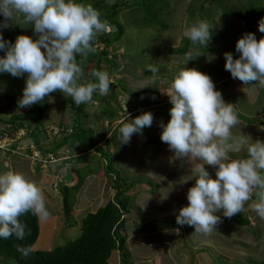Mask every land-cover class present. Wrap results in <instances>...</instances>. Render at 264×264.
Masks as SVG:
<instances>
[{
  "label": "clouds",
  "instance_id": "1",
  "mask_svg": "<svg viewBox=\"0 0 264 264\" xmlns=\"http://www.w3.org/2000/svg\"><path fill=\"white\" fill-rule=\"evenodd\" d=\"M0 16L4 18L0 29L18 22L30 25L37 37L19 35L11 44L0 35V51L4 52L0 73L13 77L27 74L19 108L39 104L54 92L70 96L77 105L91 103L96 92L108 95L111 80L107 71L93 70L94 80L83 79L81 65L95 51L93 41L98 34L112 30L91 4L77 0H0ZM210 28L206 21L197 20L185 28L183 35L192 45L207 46ZM258 30L264 33V18L259 21ZM235 47L239 58L224 53L225 70L244 85L264 89V37L257 40L254 33H245ZM147 70L152 76L159 71L152 64ZM170 87V120L166 125L160 123V139L176 159L191 162L195 178V185L186 194L188 204L179 210L176 223L210 235L222 222L217 213L230 219L241 213L250 200L253 210L264 220V141L253 142L241 131L233 133L239 124L238 112L215 90L209 75L184 67L174 75ZM153 119L151 112L134 119L127 114L119 128L120 144H129L134 134L142 135L145 127L152 126ZM242 150L247 153L244 158L230 155ZM54 153L51 154L56 156ZM206 165L216 169L215 179ZM29 212L40 220L49 219L41 188L22 172L0 173V238L14 236L24 240L30 230L20 218ZM16 250L27 258L33 248L17 244Z\"/></svg>",
  "mask_w": 264,
  "mask_h": 264
},
{
  "label": "rangeland",
  "instance_id": "2",
  "mask_svg": "<svg viewBox=\"0 0 264 264\" xmlns=\"http://www.w3.org/2000/svg\"><path fill=\"white\" fill-rule=\"evenodd\" d=\"M249 1L77 0V2L91 4L100 11L102 20L108 21L110 25L117 29V31L115 30L116 32L109 33L111 36H107L108 39L114 41V47H107L106 49L109 53L108 57H115L119 66L113 67L111 63H107L106 66L103 64L102 67L95 69L109 73L111 84L108 95L101 96L98 92L94 93L92 102L83 104L84 108H81L78 119L80 126L78 134H68L67 130L71 131L72 125L75 129V115L74 111H71L72 105H70L73 99L70 96H64L61 92H54L49 97H45V100L39 104H35L30 108H19L18 101L22 98L27 74L21 77H13L8 73H0V135L4 131L8 133L13 131L11 126L15 125L16 118L24 114V116L20 117V119L24 120L20 122L24 124L23 129L27 137L19 141L22 152L27 153L25 148L28 147L23 148V145L32 144H38L43 151L52 149L53 152L59 153L68 149L65 155L68 157L72 156L74 160L69 162L64 160L62 162V167L60 168L63 178L70 180L73 177L72 171H74L75 175L79 176V179L86 184L89 181L93 182L94 178L98 179L104 176L105 181L104 179L102 180L104 181V187L101 190V194L103 195L102 200H106L107 194L113 186L115 173L121 177L136 180L140 176L138 174L140 172L139 169L145 170L141 165L146 163L145 160L147 158L155 156L156 158H163L166 156L162 152L167 144L160 139L162 129L159 125L161 122L166 125L170 120L169 110L172 105L168 94L171 92L170 86L173 77L181 68H194L209 75L215 85V90L221 92L222 98L226 103L235 105L238 117L244 121L247 122V118L252 115L253 117H264V114L263 116L261 115V112L264 111V103L262 104L264 102V89L244 84L245 87L241 88L240 81L235 79V83H232L233 79L230 72L225 70L224 53H232L233 58L238 59L240 54L236 52V43L238 39L245 33H250V31L246 28L244 22L236 16L232 15L226 19L225 12L227 9L223 10L222 5L243 10L241 14L244 18L246 16V19L247 14L252 17L251 11L249 12L251 9L256 12L255 15L258 16L259 20L264 18V0H251V5H249ZM197 20H204L211 27V39L207 46L192 45L191 42H189V45L185 44V39H189L183 35V32L186 27ZM8 34L11 44L15 43L19 35H27L33 39L37 38L30 25L18 22H13V25L8 28ZM104 34H108V32ZM254 34L257 40L264 37ZM98 35H102V33ZM93 46L98 53L105 49L103 43L100 42H93ZM173 49L176 51H173ZM94 55L88 57V63L91 62V59H94V64H97V59ZM0 57L2 56L0 55ZM189 57H191V60H189ZM94 64L90 67L88 65L83 69L85 73L84 80H94L91 76ZM150 64L155 65L159 69L154 76L147 70ZM217 82H220L221 86ZM231 87H233V90L230 89ZM95 94L96 96H94ZM153 97L155 98L153 99ZM137 108H140V111L135 112ZM133 110L134 112L131 113ZM145 112L153 114L152 126L145 127L142 130V135L134 134L132 136L130 143L127 144L129 146V155L124 157L126 153L121 150V145L124 146L125 144L118 143L120 141L119 128L121 121L124 120L127 114H129L130 119H134ZM31 118L37 121V129L31 122ZM68 121L70 123L67 124ZM25 125L31 127L33 132H28ZM47 125L48 128L58 126V128H54L62 131L55 135L51 133L53 128H50L47 129L48 135L47 131L45 132ZM60 125H63L65 130L60 128ZM103 132L104 134L109 132L105 139L103 138ZM98 141H100V144L107 141V145L97 148L98 156L88 154L79 158L77 153L80 148L85 149L83 147L84 144L89 146L88 144L91 142L92 146H94L95 144L98 145ZM61 144L63 145L60 146ZM56 146L59 149L54 148ZM118 146H120L119 151H117ZM28 150L32 151V148ZM159 150L162 152L157 154ZM246 155V150H242L236 153V158H244ZM3 159L5 158L0 155V173L9 170L8 163H5ZM134 160L139 161L137 162L138 165L134 163ZM52 167L36 168V174L39 170V172L48 176L51 174ZM13 170L21 172L20 168L17 167H14ZM109 170L113 172L112 176L108 174ZM173 171L170 172L172 175L175 174ZM78 188L79 186L70 191V210L76 208L77 201H74V194ZM90 189L92 195L96 193L94 184ZM188 189L186 188V191ZM80 193L79 190L78 196ZM131 194L132 190L126 193L128 196ZM46 207L50 217L46 220V224L41 227V245L44 243L42 239L47 233V229L52 226V219L57 215L63 217L61 216V205L57 207L53 203L52 207L48 205ZM248 212L246 202L242 212L231 217V221L228 223L232 224V220L238 215L250 219L248 221L251 225L253 223L255 232L260 237V240L254 243L260 244L255 245V251L248 252V255L247 250L243 249V247H236L235 253L240 254V256L242 254L245 255L246 260L243 258L245 263L256 264L255 262H264V220H261L257 213L252 218V215H249ZM217 215L221 217L222 221L225 219L230 220L224 217L222 212ZM70 217L72 219V216ZM240 220L238 219L239 223H241ZM78 221L74 222L70 228L66 227V229H63L61 227L57 230V236L60 238L58 240L53 239L50 250L43 249L47 247L36 249L38 248L36 243H34L32 248L39 251H51L65 246L79 237L81 224ZM226 233H220L221 239L219 241L223 244L232 243L234 238H224ZM61 235L64 236L61 237ZM235 238L237 240V237ZM226 246H229V249H233L231 245L227 244ZM241 259L242 257L230 262L219 261V263L240 264ZM108 264H114L113 258L108 261Z\"/></svg>",
  "mask_w": 264,
  "mask_h": 264
},
{
  "label": "crops",
  "instance_id": "3",
  "mask_svg": "<svg viewBox=\"0 0 264 264\" xmlns=\"http://www.w3.org/2000/svg\"><path fill=\"white\" fill-rule=\"evenodd\" d=\"M232 83H235V79H233ZM218 85L221 86L220 82ZM240 87L243 88L242 86ZM230 89L233 90V87ZM263 103L264 102H262V104ZM72 110L73 109L71 107V111ZM137 111H140V108L135 110V112ZM133 112L134 110L131 113ZM263 114L264 111L261 112L262 116ZM257 118L258 117H253L252 115L250 118H247L246 122L242 118L238 117L239 124L232 129L233 133L238 134L241 131L243 134L249 135L253 142L257 139L264 141V124L261 122L264 117L259 119ZM68 123L70 122L68 121L67 124ZM54 127L58 128V126H51L48 128L47 125L45 127V132L47 129ZM59 127L63 128V125H60ZM25 128L28 132H33L31 127L26 126ZM63 129L65 130V128ZM73 129L72 125V130H67V133H72ZM20 131L23 134H20ZM20 131L13 137V139L8 137L4 139V141L8 139L11 140L10 144L5 146L6 148H9L10 151L0 149V155L2 158H5L3 159L4 162L8 163L9 170H13L14 167L20 168L22 173L38 184L43 192L46 206L48 205L52 207L53 203L57 207L61 205V216L63 217L57 215L54 219H52V226L47 229L48 231L42 239L44 242L42 245L40 239L41 227L46 224V220L38 219L39 235L35 242L38 247L36 249L47 247L43 249L50 250L53 239L58 240L60 238L57 236V230H59V228H70L73 223L78 220L81 224L82 219L86 214L95 213L102 204H105L107 201L112 199L114 194H116V190L113 188L114 186H112L107 194L106 200H102L103 195L101 194V190L104 187V176L103 178H94L93 182L89 181L84 184V181L79 179V176L75 175V172L72 171L73 177H71L70 180H65L61 172V164L64 160L65 162L74 160L72 159V156L68 157L65 155V153L68 152V149L59 153H54L57 154V162L47 165L53 166L51 171L52 175L49 174L46 176V174L39 172V170L36 174V168H46V166L42 167L39 163L33 162L22 155L14 153L19 146L21 147L19 141L27 137V134L24 132L25 130ZM108 133L109 132L104 134L103 132L104 139ZM118 143L121 142L119 141ZM104 145H107V141L103 144H100V141H98V145L95 144L94 146H86V144H84L83 147H85V149L80 148L77 155L79 158L82 155L88 154L98 156L99 154L97 152V148H101ZM27 146L29 145L23 146V148ZM35 147L38 148V145ZM128 148L129 146L127 145H121V150L126 153L124 157L129 155ZM119 150L120 146H118L117 151ZM160 152L162 151L159 150L157 154ZM162 154H165L166 156L163 158H156V156L147 158L145 160L146 163L141 165V167H144L145 170L142 171V169H139L140 172H138V174L140 176H138L136 180L124 177L134 182L133 186L127 190H132V194L128 196L126 195L127 191L124 193V195L129 198L128 211L124 213L122 217L125 220V247L128 253V258L125 264H221L219 261L230 262L231 260H235L240 257H242L240 264H247L244 261V259L246 260L245 255L242 254L240 256V254L235 253V249L236 247H243V249L247 250L248 255V252L255 251V245L260 244L254 243L259 241L260 237L256 234L253 223L252 225L249 223L248 220L250 219L243 218L238 215V218L236 217L232 220V224L228 223L231 219H225L216 226V231H213L210 235L196 233L194 227L188 225L180 226L176 223V215H178L179 210L181 207L187 206L188 204L186 198V188H190L195 185V178L194 174H192L191 162L187 159H176L174 157V153L169 150L168 145L165 149H163ZM230 155L233 158H236V153H230ZM137 162L139 161L134 160V163L138 165ZM205 168L210 173L212 178L215 179L216 169L207 165ZM171 171L175 174L172 175L170 173ZM108 174L112 176L111 172H108ZM103 179L104 181H102ZM93 184L95 185L96 193L92 195L90 188H92ZM77 186H79V188L74 194V201H77L76 208L74 210H70L69 220L65 221V217L63 215L64 208L62 202V188L69 187L71 191ZM79 190L81 193L78 196ZM248 202V213L249 215H252V218H254L256 216V212L251 207L252 201L250 200L249 204ZM70 216H72V219ZM238 219L245 220V223H239ZM221 232H227L224 235V238H234L232 243H227L228 245H231L233 249H229V246H226L227 244H223L219 241L221 239V236H219ZM63 236L64 235H61V237ZM235 237H237V240ZM220 245H225L226 247ZM111 258H113L114 264H122L121 254L118 250L111 253L108 261Z\"/></svg>",
  "mask_w": 264,
  "mask_h": 264
},
{
  "label": "trees",
  "instance_id": "4",
  "mask_svg": "<svg viewBox=\"0 0 264 264\" xmlns=\"http://www.w3.org/2000/svg\"><path fill=\"white\" fill-rule=\"evenodd\" d=\"M251 2L252 1L250 0L249 5H251ZM222 8L223 10L227 9L225 12L226 19L234 15L244 22L250 33H256L260 36H264V33H261L258 30L260 20L258 16L255 15V11L252 9L249 10V12L251 11L252 17L247 14L246 19V16L244 18L241 14L243 13V10H237L223 5ZM3 19L4 18L0 16V21H3ZM109 33L110 32H108V34L102 33V35H98L93 41L103 43L105 49L99 53L97 51H94L93 53L90 52L87 58L83 60L81 65L83 69L88 65L90 67L95 63L94 59H91L90 63L87 61L89 59L88 57L94 55V53V56H96L97 59L96 68L102 67L103 64L106 66L107 63H111L113 67L119 66L115 57H108L109 53L107 52L106 48L114 47V41H111L107 37L111 36ZM0 35L3 36L5 41L10 42L8 28L0 29ZM189 42V40L185 39V44L189 45ZM173 51L176 50L173 49ZM0 55L4 56V52L0 51ZM77 60L80 61L81 57L77 56ZM239 83L242 87H244L241 81ZM94 96H96V94ZM70 105H72L73 111L77 112L79 118L81 108H84V105H77L74 101H72V104ZM19 116L22 117L24 114ZM259 118L260 117H258V119ZM261 122L264 124V119L261 120ZM12 127L13 131L10 133L7 131L1 132L0 140H4L6 137L13 139L15 134L24 128V124L22 122L16 121L15 125L11 126V128ZM88 145L91 146L92 143L90 142ZM37 149L41 154H43L40 150L41 147ZM28 153H30V150H28ZM109 172H111V170H109ZM111 173L113 174V172ZM133 184L134 182L131 180L121 177L119 174L115 173L113 188L116 190V194H114L112 199L103 204L95 213H88L84 216L81 222V233L79 237L73 241H70L65 246L58 247L51 251L33 250L27 258L22 257L21 254L17 252L16 245H30L33 247L39 235V223L38 218L31 212L22 216L20 219L27 225L28 230H30V234H26L25 239L22 241L17 240L14 236L10 237L9 239L0 238V264H107L111 253L115 250L120 252L122 261L121 263L125 264L128 258V253L125 247V220L122 217L124 213L128 211L129 198L125 196L124 193L129 190ZM69 197L70 188L63 187L62 202L64 206L63 215L65 217V221L69 220L70 215ZM243 222H245V220L241 221V223ZM256 264L264 263L261 262Z\"/></svg>",
  "mask_w": 264,
  "mask_h": 264
},
{
  "label": "built area",
  "instance_id": "5",
  "mask_svg": "<svg viewBox=\"0 0 264 264\" xmlns=\"http://www.w3.org/2000/svg\"><path fill=\"white\" fill-rule=\"evenodd\" d=\"M59 132H60V130L58 131L55 128H53L51 131V133L55 134V135H57ZM20 134H23V133L20 131ZM47 134L49 135L48 130H47ZM10 141H11L10 139L5 140V141H0V149H5V150L9 151V149L6 148L5 146L7 144H10ZM35 146H36V144H32L26 148V152L28 151L29 148L30 149L32 148V151L30 150L31 153H23L21 150L22 147H20V148L18 147L16 149V151H14V153L18 154V155H22L23 157H26L27 159H29L33 162L39 163L40 165H46L47 166V164L57 162V157L55 155H53V154L43 155L40 153V151L37 150V148Z\"/></svg>",
  "mask_w": 264,
  "mask_h": 264
},
{
  "label": "water",
  "instance_id": "6",
  "mask_svg": "<svg viewBox=\"0 0 264 264\" xmlns=\"http://www.w3.org/2000/svg\"><path fill=\"white\" fill-rule=\"evenodd\" d=\"M112 26V30L110 31L111 33H113V32H115V30H116V28L113 26V25H111ZM96 69V64L94 65V69L93 70H95ZM74 115H75V129H74V131L71 133V134H76V133H78V130H79V121H78V114H77V112L76 111H74ZM21 120H24V119H20V117H18V118H16V120L15 121H21ZM31 122L34 124V126H35V128L37 129L38 128V123H37V121L36 120H34V119H32L31 118ZM38 145V144H37ZM63 144H61L60 146H62ZM38 148H39V145H38ZM54 148H56V149H59V148H57V146L56 147H54ZM61 149V148H60ZM41 151H42V153L43 154H51V153H53V150L52 149H50V150H48V151H43L42 149H40Z\"/></svg>",
  "mask_w": 264,
  "mask_h": 264
}]
</instances>
